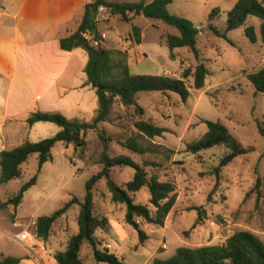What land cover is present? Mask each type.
Listing matches in <instances>:
<instances>
[{"label": "rangeland", "instance_id": "rangeland-1", "mask_svg": "<svg viewBox=\"0 0 264 264\" xmlns=\"http://www.w3.org/2000/svg\"><path fill=\"white\" fill-rule=\"evenodd\" d=\"M142 1L151 3L154 0ZM236 3L237 0H174L169 6L172 14L190 20L199 29L198 58L186 48L169 50L167 36L178 35V32L162 21L139 16L127 23L115 17L113 28L101 26L100 30L108 36L107 39L102 37V45L127 52L131 74L182 79L185 70L194 71L204 64L209 70L206 85L196 90L193 77L185 79L190 89L186 102L173 93H139L137 101L144 109L142 116L134 107L126 108L116 101L108 121L99 123L96 130L87 133L85 156L80 158L73 145L58 143L52 150L53 160L44 165L37 184L29 189L16 209L6 202L38 174L37 155L31 157L22 165L24 177L21 180L0 186V239L7 243V248L11 243L28 249L8 236L6 230L18 233L29 224L31 231L36 230L34 224L39 217L52 215L74 198L84 199L87 181L102 170L100 160L105 144L101 135L107 140L111 157L127 156L141 166L147 164L149 175L158 174L162 182L172 181L176 186V204L164 226L138 220L144 233L143 241L125 222V205L112 201L106 181L95 186V214L100 219H108L110 224L109 234L98 233L101 248H108L123 264H153L156 259H169L182 247L223 245L240 231L251 232L264 242V137L259 133L260 127L264 129V95L256 94L248 80L249 74L264 68L261 21L250 17L244 27L227 34L230 42L210 29L213 26L224 33L227 14ZM216 8L220 12L209 20ZM132 25L141 29L142 44L139 46L133 38ZM247 27L254 28L257 43H251L246 37ZM80 97L79 107L83 114L71 120L92 124L98 113L93 109L98 107L97 94L95 90H82ZM58 108L63 107L59 105ZM141 119L151 121L166 132L153 140L140 136L134 124ZM206 121L222 123L245 149L252 152L236 158L216 173L227 153L224 147L199 154L188 150V145L200 140L208 131ZM59 131L55 124L41 122L31 132L29 141L40 142ZM132 139L145 150L143 154L126 146ZM9 145L8 150L15 147L14 143ZM1 146L0 141V150ZM134 173L128 167L112 169L113 179L123 187L133 179ZM149 199L148 188H143L136 194L135 202L148 205ZM79 211L80 207L73 205L53 226L45 242L49 254L64 251L70 238L78 233ZM14 222L21 227H14ZM81 258L85 264H96L88 244L83 247Z\"/></svg>", "mask_w": 264, "mask_h": 264}, {"label": "trees", "instance_id": "trees-1", "mask_svg": "<svg viewBox=\"0 0 264 264\" xmlns=\"http://www.w3.org/2000/svg\"><path fill=\"white\" fill-rule=\"evenodd\" d=\"M89 1L78 30L71 36L62 38L59 44L60 49L66 52L76 49L86 52L88 56L85 68L86 84L97 94L99 104L97 117L92 124H88L68 119L58 112L37 111L29 115L27 123L30 127L44 122L55 124L60 128V131L54 137L40 142L27 140L14 150H4L0 153V186L13 180H21L24 177L22 165L37 155L38 174L6 202V205L14 206L16 209L22 204L29 189L37 184L38 175L42 172L44 165L53 160L52 150L58 143L73 145L80 158L85 156L87 133L90 130H96L99 123L108 121L116 101L126 108L134 107L136 113L142 116L144 109L137 101L139 93H173L186 102L190 98V89L185 79L193 77V86L196 90H202L206 85L209 70L204 64L198 65L194 71L185 70L182 79L164 75H133L127 52L108 49L102 45L103 39L97 31V15L101 8H105L110 11L112 16H118L127 23H131L134 18L139 16L149 20L162 21L178 32V35L167 36L169 50L172 52L175 49L186 48L198 58L197 38L200 31L190 20L169 11V6L174 0H154L151 3L144 1L138 3ZM219 12L218 8L213 9L209 20H213ZM250 17L261 21L260 40L264 47V0H237L235 6L227 14L225 32L221 33L213 26H210V29L220 38L230 42L227 34L244 27ZM85 33H88L91 39L85 38ZM132 34L136 45H141V29L132 25ZM245 35L251 43H257V34L253 27H247ZM248 80L256 94L264 95V68L249 74ZM206 125L208 131L200 140L188 145V150L193 154H199L216 147H224L227 153L223 156L216 173H219L221 168L228 166L236 158L252 152V150L245 149L222 123L206 121ZM134 127L140 136L148 140L162 137L166 132L164 128L143 119L135 122ZM259 133L264 137L263 128H259ZM101 139L105 144L100 160L102 170L87 181L84 199L81 201L74 198L52 215L39 217L36 221L37 235L47 242L56 222L67 214L73 205L80 207L77 219L78 233L70 238L64 251L55 254L58 264H85L81 253L86 244L91 248L96 264H123V261L111 253L108 248H101L102 242L98 233L109 234L110 224L108 219H100L95 214L94 189L100 181H106V186L115 204L125 205V222L139 233L142 241L144 233L140 229L138 220L147 224L164 226L168 215L176 204L177 195L174 182H162L158 174L149 175L145 168L148 166L147 164L141 166L130 157H111L108 153L107 140L103 135H101ZM126 146L135 153L143 154L145 152L138 147L135 139L129 140ZM115 167H128L135 171L133 179L124 187L118 185L113 179L112 169ZM143 188H148L150 193L148 205L135 202L136 194ZM22 261L20 258L2 255L0 264H21ZM153 264H264V242L251 232L240 231L232 235L223 245L195 249L182 247L177 249L169 259H156Z\"/></svg>", "mask_w": 264, "mask_h": 264}, {"label": "crops", "instance_id": "crops-1", "mask_svg": "<svg viewBox=\"0 0 264 264\" xmlns=\"http://www.w3.org/2000/svg\"><path fill=\"white\" fill-rule=\"evenodd\" d=\"M106 1L138 3L142 0ZM89 2L0 0V153L14 150L29 140L38 125L30 127L27 123L33 112H58L69 119L83 114L79 107L80 93L92 90L86 84L87 76L83 78L88 56L82 49L63 51L59 42L78 30ZM115 17L118 16H112L109 10L100 9L97 31L101 37L108 38L100 28H113ZM59 105L63 108H58ZM98 107L93 109L98 111ZM11 143L15 147L8 150ZM20 225L14 222L13 226L19 228ZM5 233L15 239L19 232L6 230ZM6 244L0 239V260L3 255L20 258L21 264H58L55 255H35L29 249L11 243L7 248Z\"/></svg>", "mask_w": 264, "mask_h": 264}, {"label": "built area", "instance_id": "built-area-1", "mask_svg": "<svg viewBox=\"0 0 264 264\" xmlns=\"http://www.w3.org/2000/svg\"><path fill=\"white\" fill-rule=\"evenodd\" d=\"M84 37L87 39H91V36L88 33L84 34ZM105 38V35L103 36ZM96 45H98L97 42H95ZM31 224L27 226L25 230H22L19 232L15 239L19 241L20 243L24 244L30 251H32L33 254H49L48 247L45 244V241H43L36 233L35 230L30 229ZM21 227V226H19Z\"/></svg>", "mask_w": 264, "mask_h": 264}]
</instances>
